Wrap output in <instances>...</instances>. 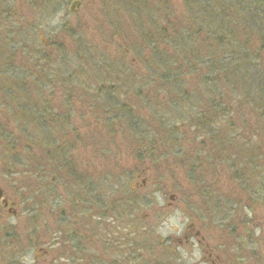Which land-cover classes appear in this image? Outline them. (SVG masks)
<instances>
[{
    "label": "rangeland",
    "instance_id": "1",
    "mask_svg": "<svg viewBox=\"0 0 264 264\" xmlns=\"http://www.w3.org/2000/svg\"><path fill=\"white\" fill-rule=\"evenodd\" d=\"M73 2L74 0H53L33 6L32 0H0V44L2 40L10 41L14 36L19 44L20 41L31 39L40 47L43 46L45 52L51 53L45 66L36 58L41 66L37 65L36 70L33 66L26 70L21 64L23 57L19 53L22 47L9 46L11 50L7 51L5 46L0 45V67L4 63L17 67L15 77L22 80L18 85L23 90L32 87L35 105L42 104L41 107L61 114L67 110L71 113L70 109L73 108L74 116L70 117L73 121L71 131L75 132L78 145L84 142L83 147L77 150V155L91 169L90 174L93 176H100L103 167L112 168V173H106L112 174L115 182L110 191L103 192L104 199L107 200L104 208L110 201L115 202V207L110 209L114 217L98 218L101 225L97 218L91 220L90 225L87 224L89 222L86 217V226L79 220L76 224V216L73 217L74 212L70 211L71 202L65 191L60 192V200L47 191L44 203L37 210L32 209L29 200L24 201L21 196L24 193L29 195L24 190V185L31 186L30 180L33 177L22 176L20 183L13 182L12 176L8 174L10 162L3 161L1 152L8 149L9 137L18 138L25 129L21 126V116L15 114L17 108L8 104V87L0 81V189L3 194L0 207L2 199H6L8 204L4 209L6 211L0 215V226L13 225L19 232L12 240L14 248L7 246V242L8 245L13 243L10 237L7 241L3 240V244L1 241L0 264H8L5 256L12 253L15 256L11 260L14 259L18 264H92L95 259L100 261L96 264H128L124 260L130 254L135 257H131L130 264H148L145 261H148L149 255L144 249L148 242L158 245V254L160 253V258H164L165 264H211L204 259L209 253L213 254V258H219V264H264V209L256 210L255 220L245 225L241 224L245 220L242 215L245 206L243 203V208L237 209L235 213L230 210L219 212L220 217L215 216L211 209L215 208L213 204L222 206L225 198L232 197L230 199L236 201L239 198L236 194L242 199L246 198V194H240L235 188L232 175L227 173L226 168L220 166L215 173L205 169L206 184L210 186V190L203 194L199 188L201 185L193 183L184 173L183 162H178L179 165L172 164L170 169L174 173L166 172L163 177L151 163L142 165L135 159V143L147 139L136 132L137 126L148 129L151 136L147 137L153 138V143L160 146L162 143L175 146L179 137L183 136V147L187 148L190 160L196 159L199 154V144L194 138V131L190 129L188 116L179 109L180 106L166 108L172 111L169 113L154 110L147 101L152 97L158 104L160 99H165L167 92L159 93L157 86L150 85L154 80L150 77L152 69L145 64L148 49L132 47V44L141 41V27L131 21L128 13L120 7L119 1L110 0L115 6H106L102 0H81L76 11L72 12L70 7ZM175 4L178 10L183 9L179 0ZM62 26L66 27L65 30H70L59 31ZM79 40L88 49L86 53L79 46ZM60 42L67 46L65 51L58 50ZM80 55L83 61H90L91 65L93 62L97 68H100V63H104L102 77L107 78L110 85L116 83L117 87L124 85L126 88L128 81H131L132 89L128 96H124V103L130 105L138 121L132 118L131 122L123 121L109 113L107 118L104 105H98L92 99L94 86H101L98 81L100 77L92 75L93 73L88 76L80 74L83 81L89 82L86 87L71 90L70 84L68 89V72L75 75L79 70ZM117 78L119 81H115ZM187 82L188 89L192 92L198 89V79L194 81L188 77ZM146 84L149 85L144 89ZM243 108L247 109L244 105ZM248 113L244 117L235 116L236 129L240 131L246 124L248 139L253 133L259 139L264 138V118L254 111ZM177 114L184 117L182 121L186 133L182 135L172 132L168 137L164 128L177 120L182 122L174 117ZM24 124L27 127V121ZM223 130L218 135L220 139H226L234 132L232 129L228 132L225 127ZM206 142L211 141L205 140L204 143ZM108 149L112 151L110 159L98 162L101 158H98V152ZM232 150L234 148L230 151ZM202 158L206 163L210 160L205 154ZM139 170L141 172H137ZM102 181L105 183L106 179ZM101 186L103 183H100ZM20 190L19 195L16 192ZM30 192L33 194L32 190ZM119 199H123L127 212L116 218L115 214L119 215L121 212L118 210ZM37 201L39 202L38 199ZM11 202L14 203L13 206ZM10 208L16 210L14 214L9 213ZM221 215H226V218ZM68 221L74 230L70 234L65 230ZM235 225L236 230H231ZM118 226L119 229L116 230ZM76 236L79 239H73ZM126 237L130 243L126 241ZM108 243L114 247V253L111 247L106 246ZM131 245L134 253L123 249L130 248Z\"/></svg>",
    "mask_w": 264,
    "mask_h": 264
},
{
    "label": "trees",
    "instance_id": "2",
    "mask_svg": "<svg viewBox=\"0 0 264 264\" xmlns=\"http://www.w3.org/2000/svg\"><path fill=\"white\" fill-rule=\"evenodd\" d=\"M52 1L32 0V5L38 6ZM117 1L131 17V21L141 27L139 33L141 41L132 44V47L139 50L148 49V60L145 64L147 68L152 69L150 77L154 80L150 85L157 86L159 93L167 92L165 99H160L158 104L152 100V97L147 101L154 110H165L169 113L172 111L166 108L180 106L179 109L188 116L190 129L194 131V138L199 144L197 145L199 154L196 159L190 160L187 148L183 147V136L179 137L175 146L172 144L166 146L165 143L160 146L153 143V138L147 137V135L151 136L148 129L137 126L136 132H140L147 139L135 143V159H138L142 165L151 163L163 177L166 172L174 173L170 169L172 164L179 165L178 162H183L184 173L193 183L201 185L199 188L203 194L210 190V186L206 184L205 169L208 168L215 173L216 169L223 166L228 170L227 173H231L235 188L240 194H246V198L242 199L235 193L239 196L236 201L230 197L223 200L222 206L213 204L215 208L211 209L214 215L220 217L218 213L224 210L235 213L237 209L243 208V203L245 206L242 215L245 220L241 221V224L252 223L255 220L256 210L264 209V138L259 139L253 133L248 139L247 125L244 124L239 131L236 129L234 118L237 115L244 117L249 114L248 111H254L259 117L264 118V0H179L182 10L177 9L176 0ZM102 2L106 6H115L110 0H102ZM65 28L62 26L59 31L65 32L69 29L65 30ZM79 41V46L86 53L88 49L81 40ZM1 43L0 45L5 46L7 51L11 50L9 46L22 47L19 53L23 57L21 64L26 70L31 66L35 70L37 65L41 66L37 63L38 59L45 66L46 61L51 57V53L45 52L43 46L40 47L31 39L20 41L19 44L13 36L10 41L2 40ZM66 48L67 46L60 42L58 50L61 52ZM8 54L11 58V54ZM79 62L80 68L75 75H70L68 72L66 82L68 89L70 84L71 90L76 87H86L89 82L83 81L80 74L84 73L88 76L93 73L92 75L100 77L98 81L101 82V86H94L92 99L96 100L98 105H104L107 118L109 114H114L123 121L131 122V118L138 121L130 105L124 103V96H128L132 89L131 81H128L126 88L124 85L117 87L116 83L110 85L109 80L102 77L104 63H100V68H97L93 62L91 65L90 61H83L81 55ZM16 71L15 65L4 63V66L0 67V81L8 87L7 91L10 93L8 104L17 108L15 114L21 116V126L25 130L18 138L9 137L10 141L7 139L9 147L3 150L8 153H1L3 161L10 162L8 174L12 176L13 182L20 183L22 176L33 177L30 180L31 186L24 185V190L29 192V195L26 196L24 193L21 197L26 202L29 200L32 209L37 210L36 208L44 203L48 195L47 191L53 193L58 200L62 198L60 192L65 191L67 199L71 202L70 211L74 212L73 217L76 216V224L79 220L86 226L84 217L89 225L91 220L100 219L102 216L114 217L110 209L115 207V202L110 201L104 208L107 200L104 199L103 192L110 191L115 182V177L110 174L112 168L105 166L100 176H93L90 174L91 169L77 155V150L83 147L84 142L78 145L75 132L71 131L73 121L70 117L74 116L73 108L70 109L71 113L67 110L66 113L61 114L41 107L42 104L35 105L36 99L32 96V87L23 90L18 85L22 83L21 78L15 77ZM188 77L193 78L194 81L198 79L196 91L192 92L188 89ZM115 81H119V78ZM148 85L146 84L144 89H147ZM86 92L88 93V89ZM10 101L12 104L9 103ZM243 105L247 109L243 108ZM178 115L171 117L174 116L182 121L184 117ZM183 122L177 120L176 123L167 125L164 128L168 133L167 136L170 137L172 132L185 135ZM224 127L228 132L230 129L234 132L226 139H220L218 135L224 131ZM205 140L211 142L204 143ZM232 148L234 150L230 151ZM203 154L210 158L208 164L203 158L201 159ZM111 155L112 151L109 149L98 152V158L101 157L98 162L102 163L110 159ZM168 162L171 163L168 165ZM102 179H106L108 183H104ZM99 182L103 183V186L100 187ZM21 190L16 193L20 195ZM123 202V199L118 200V210L121 212L119 215L115 214L116 218L127 212ZM4 209L2 205L0 215L6 211ZM221 216L226 218V215ZM64 217L70 218V216ZM112 221H115L114 218ZM67 223L65 230L70 234L74 230L69 226V221ZM236 228L237 225L231 230L235 231ZM118 229L119 226L116 230ZM18 234L16 226H0V243L2 241L3 244V240L7 241L10 238L12 241ZM128 237H126L127 242H129ZM76 238L79 239L77 236L73 239ZM103 238L105 239L104 236ZM8 243V247L14 248V242L12 245ZM106 246L111 247L114 253V247L110 243ZM145 246L148 249L146 247L144 249L149 255L146 263L165 264L164 258H160V253L158 254V245L148 242ZM132 248V245L130 248L123 247L134 253ZM14 254L5 256L6 259L8 258V264H18L14 259L11 260ZM131 257L135 258L130 254L124 262L130 264ZM98 260L95 259L92 264L100 262Z\"/></svg>",
    "mask_w": 264,
    "mask_h": 264
},
{
    "label": "water",
    "instance_id": "3",
    "mask_svg": "<svg viewBox=\"0 0 264 264\" xmlns=\"http://www.w3.org/2000/svg\"><path fill=\"white\" fill-rule=\"evenodd\" d=\"M80 3H81V1L80 0H76V1H74L73 2V4H72V6L70 7V9H71V11L72 12H75L76 11V7L77 6H79L80 5ZM2 190L0 189V198L2 197ZM1 204H3L4 206H8V204H7V202H6V199H2V201H1ZM11 204H12V206L14 205V203L13 202H11ZM15 209H12V208H10L9 209V213L11 212V213H15Z\"/></svg>",
    "mask_w": 264,
    "mask_h": 264
},
{
    "label": "flooded vegetation",
    "instance_id": "4",
    "mask_svg": "<svg viewBox=\"0 0 264 264\" xmlns=\"http://www.w3.org/2000/svg\"><path fill=\"white\" fill-rule=\"evenodd\" d=\"M212 255H213L212 253H209L208 257H205L204 259H207V261H210L211 264H219L220 262L219 258L217 256L216 258H213Z\"/></svg>",
    "mask_w": 264,
    "mask_h": 264
}]
</instances>
